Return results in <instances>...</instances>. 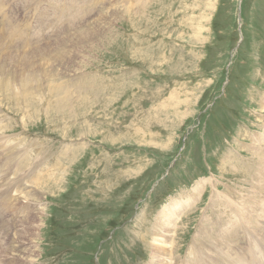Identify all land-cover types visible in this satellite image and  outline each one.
Returning a JSON list of instances; mask_svg holds the SVG:
<instances>
[{"label":"rangeland","instance_id":"rangeland-1","mask_svg":"<svg viewBox=\"0 0 264 264\" xmlns=\"http://www.w3.org/2000/svg\"><path fill=\"white\" fill-rule=\"evenodd\" d=\"M1 29L0 192H19L0 193V264H149L159 212L199 181L171 263L220 217L240 252L261 241L212 211L215 190L254 205L264 0H0Z\"/></svg>","mask_w":264,"mask_h":264},{"label":"bare ground","instance_id":"bare-ground-1","mask_svg":"<svg viewBox=\"0 0 264 264\" xmlns=\"http://www.w3.org/2000/svg\"><path fill=\"white\" fill-rule=\"evenodd\" d=\"M98 5V4H97ZM129 5V4H128ZM96 6V5H95ZM101 6V5H100ZM127 6V5H126ZM133 6V5H132ZM79 10L80 8L78 6H76ZM76 7H71L69 8L67 11H62V15H64L66 12L68 11H71L72 13H77V8ZM96 7H94L95 9ZM103 8V7H101ZM129 8V7H128ZM64 12V13H63ZM87 12V11H86ZM2 15V14H1ZM87 20V19H86ZM99 20V19H98ZM77 21V20H76ZM1 22H3L1 20ZM80 23V22H79ZM78 23V24H79ZM73 24V22H72ZM79 27V26H78ZM10 28V27H9ZM80 28V27H79ZM12 29L14 30V32H16L19 37L20 36V33L18 31L17 28L15 27H12ZM67 29V28H66ZM74 29V28H73ZM81 30V29H80ZM4 31V32H3ZM11 31V30H9ZM69 31V30H67ZM14 32H12V34L10 36L7 35V32L3 29L0 30V38L2 37H5V36H8L10 37L11 39L13 38H16L15 35L13 34ZM22 34V33H21ZM92 35V34H91ZM23 36V34H22ZM89 36V35H88ZM83 37V35H82ZM91 37V36H90ZM65 39V38H64ZM7 89V88H6ZM9 95V94H8ZM262 101V105H264V99L261 100ZM14 117V116H12ZM2 119H0V122H1ZM3 121V120H2ZM3 134V133H2ZM4 135V134H3ZM1 136V135H0ZM1 138V137H0ZM259 138V139H258ZM257 141L260 142V146L254 144L255 148L253 149V156L256 155L258 156V172L257 174L255 175L254 179L258 176L259 179H257L258 181V184H255L256 185V189L253 191L255 193V195L251 196V198L249 197L247 202L248 203H251L252 200L253 201V206L252 207H231V205L234 203H228V198H227V195L226 194H223L222 192H217V190H215V194L213 196V203L214 204H217L218 201H220L221 199L224 200V209L223 211H217L215 210V208L213 209V213L214 214H220L222 212H225L224 214L228 217V211L226 210V208H228L230 211H232L235 215L239 216L240 218L244 219V221H246V223L244 224L243 222V225L242 226H239V230L243 231V232H248V234L250 236H256L255 233L252 235L251 231L253 229L259 231V233H261V241H256L254 240L253 242L255 243V245L253 247H250L249 251L246 253V252H240L239 249H237L236 247H233V245H230L228 244V241L231 242V240L229 239L228 240V231L226 230H223L221 228V225L222 222L224 221V218L223 217H220L219 220H217L215 223L211 224L210 225V229L208 228L207 229V225H206V228H205V231H206V235L208 237L205 236L204 234V229L203 231H201V236H205L208 240V244L206 243L205 245H203V247L200 249V245H199V249H197V251H195V246L194 243L197 241L195 239H193L192 241V245H191V251H193V261H191L193 264H264V220L262 221V217L264 216V211L261 212V214L257 213V211L260 209V207H257L259 204H258V192L261 193V190L262 188L264 187V135H260L259 137H257ZM254 142V141H253ZM20 148V147H19ZM48 150V149H47ZM23 151V150H22ZM230 157V156H229ZM228 157V158H229ZM41 158V157H40ZM235 158V157H234ZM255 158V156H254ZM1 159V158H0ZM244 159V158H243ZM252 160V158H250ZM250 159H244L245 161L243 162L244 166H247L248 170H251L252 169V163H251V160ZM14 160V159H13ZM230 161V160H229ZM242 162V161H241ZM240 162V163H241ZM46 163V162H45ZM4 164V163H3ZM12 164V163H11ZM40 165V164H39ZM254 165V164H253ZM256 165V164H255ZM38 166V165H37ZM1 168V167H0ZM18 169V168H17ZM37 169V168H35ZM257 171V170H256ZM254 171V172H256ZM3 172V171H2ZM7 172V171H6ZM18 171H16L17 173ZM33 172V170H32ZM8 173V172H7ZM22 173V172H21ZM34 173V172H33ZM253 173V172H252ZM14 174V172H13ZM29 174V173H28ZM22 175V174H21ZM26 176V175H25ZM33 176V175H32ZM34 177V176H33ZM18 178V177H17ZM13 179V178H12ZM21 179V178H20ZM18 180V179H17ZM19 181V180H18ZM254 181V180H253ZM256 181V182H257ZM209 182V180L207 181ZM1 183V182H0ZM16 183V184H15ZM21 183V182H20ZM260 183V184H259ZM14 184V185H13ZM204 182L203 181H199L195 187V189L190 192L186 199L185 200H180L178 201V199H175L172 201V203H169L167 204L160 212H159V216L157 217V224H156V227L155 229L153 228V239L154 241L156 242L155 245L153 246V252H152V255H153V260L151 261V263L149 264H154L157 263V264H173L170 262V258H173V253L175 251V248H176V243H175V237H176V228H177V224H176V219L183 214L182 210H184L186 207H192V205L194 204L193 202L197 201L198 198H200V192L202 193L203 192V185ZM2 185V184H0ZM252 185V184H251ZM254 185V187H255ZM18 183L17 182H13V183H7V190L6 191H1L0 193L5 195V196H8V192H19L18 191ZM214 187V186H213ZM5 188V189H6ZM219 191V190H218ZM257 191V192H256ZM13 193H9V194H14ZM245 194V193H244ZM199 195V196H198ZM184 196V195H183ZM17 196H15V200H18V198H16ZM27 197V196H26ZM233 197V196H232ZM242 197V196H241ZM10 198V197H9ZM12 198V197H11ZM260 198H261V195H260ZM12 201V200H11ZM240 201V200H239ZM10 202V200H9ZM14 202V201H12ZM17 202H20L19 200ZM30 202V201H29ZM241 202V201H240ZM244 202V200H243ZM237 203V202H235ZM14 203H12L13 205ZM26 204V203H25ZM181 204V207H179V205ZM238 204H241V203H238ZM19 205V203H18ZM229 206V207H228ZM236 206V205H235ZM183 207V208H182ZM11 209H14V206L13 207H10ZM212 208V207H211ZM9 209V208H8ZM20 209H22V207H20ZM191 209V208H190ZM210 209V208H209ZM19 210V209H18ZM220 210V209H219ZM17 210L15 209V212ZM13 214H14V211H12ZM21 210L18 212L20 214ZM17 213V214H18ZM22 213L23 215L25 213H27V211L22 209ZM11 214V215H13ZM16 214V216H17ZM6 215V209L2 208V213L0 214V227L2 228V224H3V221H4V217ZM207 215V214H206ZM21 218L22 216L19 215ZM17 216V217H19ZM16 217V218H17ZM19 217V219H20ZM27 219L29 218L28 215H26ZM203 219V218H202ZM241 219V220H242ZM14 220V219H13ZM23 220V219H22ZM21 220V221H22ZM240 220V219H239ZM20 221V220H19ZM209 221V220H208ZM236 221V220H235ZM23 222V221H22ZM32 223V222H31ZM212 223V222H211ZM204 224V223H203ZM203 224L201 225L203 227ZM263 224V225H262ZM22 225V224H21ZM20 225V226H21ZM225 225V224H224ZM227 225V224H226ZM230 225V224H229ZM29 226H30V221H29ZM257 226L258 228L260 227V230L257 229ZM218 227H220L221 229H219ZM26 228H29L28 225ZM31 229V228H30ZM28 229V230H30ZM230 229V228H229ZM22 230V229H21ZM26 229L24 228V231ZM23 231V230H22ZM20 232V231H18ZM27 232V230L25 231V233ZM29 232V231H28ZM27 234V233H26ZM37 234V233H36ZM235 234V233H234ZM19 235H21L19 233ZM152 235V234H151ZM175 235V237H174ZM246 235V234H244ZM22 236V235H21ZM203 236V238H204ZM253 236V237H254ZM232 237V236H231ZM236 236H234L235 238ZM6 238V236H5ZM201 238V237H199ZM241 238V237H240ZM257 238V237H256ZM253 239V238H252ZM4 240V238H3ZM5 241V240H4ZM3 241V243H4ZM195 241V242H194ZM244 241V240H242ZM9 242V241H8ZM16 242V241H15ZM210 242V243H209ZM3 243H1L3 245ZM197 243V242H196ZM199 243V242H198ZM242 243V242H241ZM9 244V243H8ZM154 244V243H153ZM203 244V243H202ZM201 244V245H202ZM212 244V245H211ZM247 244V243H246ZM170 245V247H168ZM198 245V244H197ZM7 246V245H6ZM3 247V246H2ZM8 247V246H7ZM10 247V246H9ZM210 247H212L213 249H210ZM242 247V246H241ZM4 248V247H3ZM15 248V247H14ZM5 250H7L6 248H4ZM3 249V250H4ZM246 249V248H245ZM1 250V249H0ZM4 250V251H5ZM17 250V247L16 249ZM2 251V250H1ZM0 251V252H1ZM19 251V250H18ZM31 251V250H30ZM243 251V250H242ZM8 251H6L7 253ZM5 253V252H4ZM14 253V252H13ZM2 254V253H1ZM175 254V253H174ZM191 254V253H190ZM9 255V254H8ZM2 256V255H1ZM16 256V255H14ZM14 256H11V257H14ZM175 257V256H174ZM5 258V256H4ZM12 260V259H11ZM16 260V259H15ZM173 260V259H172ZM189 260V258H188ZM4 261V260H3ZM3 261H0L1 263ZM6 261V260H5ZM13 261V260H12ZM30 261V260H29ZM175 260H173L172 262H174ZM11 262V261H10ZM25 262H28V261H25ZM149 262V261H148ZM179 261L176 260L174 264H177ZM186 262V261H185ZM11 263H14L11 262ZM15 263H17L15 261ZM14 263V264H15ZM29 263V262H28ZM28 263H25V264H28ZM182 264H186L184 262H181ZM19 264V263H18ZM31 264V263H29ZM188 264V262H187Z\"/></svg>","mask_w":264,"mask_h":264}]
</instances>
